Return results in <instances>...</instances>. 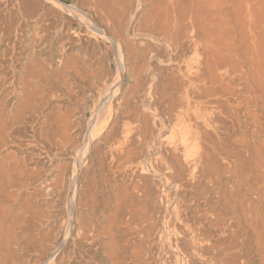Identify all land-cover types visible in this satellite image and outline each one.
Wrapping results in <instances>:
<instances>
[{
	"label": "bare ground",
	"instance_id": "bare-ground-1",
	"mask_svg": "<svg viewBox=\"0 0 264 264\" xmlns=\"http://www.w3.org/2000/svg\"><path fill=\"white\" fill-rule=\"evenodd\" d=\"M83 1L0 0V264H151L147 229L131 224L152 209L148 186L133 174L142 166L137 144L154 131L129 108L126 77L131 96L145 87L154 122L168 130L158 159L175 194L193 188V215L183 219L193 264H264V0ZM47 6L85 25L68 60L70 41L48 35ZM131 27L143 45L130 41ZM102 41L116 50L114 83L107 70L81 87L97 50L105 52ZM165 59L180 80L161 74ZM96 96L84 125V106ZM13 147L21 159L4 153ZM30 188L35 197L54 195L66 215L26 200ZM169 239L184 254L186 241Z\"/></svg>",
	"mask_w": 264,
	"mask_h": 264
},
{
	"label": "rangeland",
	"instance_id": "rangeland-1",
	"mask_svg": "<svg viewBox=\"0 0 264 264\" xmlns=\"http://www.w3.org/2000/svg\"><path fill=\"white\" fill-rule=\"evenodd\" d=\"M65 1H67L69 3H74V4L76 2V5L78 7L83 8V4H82V3H84L83 0H65ZM79 4H80V6H79ZM48 7L50 10L51 9L50 6H47V8ZM51 10L49 11L51 14L49 13V17H48L50 20L49 30H51V31H49L48 35H49V37H52V35L54 36V33L58 32L60 37L62 36V38L64 39V41L66 43H67V41L68 42L70 41L69 42L70 44L68 46H71V48L70 47H69L70 49L68 48L69 51H68V54L66 56V59L68 60L71 58L72 55H75L77 53L74 50V48L77 45L78 37H83V34L85 33L84 32L85 25L76 16L72 15L71 13L70 14L69 13H61L59 15L57 12H53L54 9H51ZM62 25H63V27H62ZM135 33L136 32L132 31V27H131L130 33H129L130 41H132L133 44L135 43V45H137L138 43H139L138 45H140V46L143 45L145 43L144 39L140 38ZM101 46H102L103 50L105 51L104 52L105 55L102 54L101 52H99V50H97V52H98L97 57L98 58L97 57L96 58H97L98 63L94 67L89 68L87 74H86V72L81 74L80 78H84V79H81L82 80V82H81L82 86L81 87H84V86H86V84L88 85L91 82V74L95 73L98 75H102L104 73L103 71L106 72L107 70H108V72H107V76L105 79H106L108 86H111L114 83V77H115V73L117 70L116 63L114 61L115 56H116L115 55L116 50L108 42L102 41ZM99 56H101V57L99 58ZM64 60H65V57H64ZM102 64H103V66H102ZM173 64H174L173 62L167 61L166 59L163 60V65H161L159 67L161 72H162L161 74L168 76V77L174 75L173 77H176V78H178V80H180V77H182V76H181V74H179L177 72L178 69H176V67H174L175 70L172 71L173 68H171V67ZM90 71H92L93 73ZM96 72H98V73H96ZM83 81H84V83H83ZM190 83H188V85H190ZM81 87L79 86V90L77 88H76V90L74 88L72 89V90H74L73 95L77 100L81 99L83 96L82 94L84 92V89L83 88L81 89ZM97 87H99V89L102 88V86H97ZM134 87H135V85L133 86V83L130 82V79L126 77L123 81L121 89H122V92L126 91L128 93V95H130L129 101H128L129 102V108L137 110V111L139 109L141 115L146 114L145 117H146V120L148 121V124H149V130L154 131V133L151 132L154 135H153L152 140L150 139V141L149 140H147L146 142L144 141L145 143L143 142V143L137 144L135 151H136V153L140 154L141 157L140 156L139 157L142 158V159L139 158L138 159L139 161H137V162L142 163L141 164L142 166L141 165L140 166L143 168L138 167V168L134 169L135 173L133 174L134 178L136 177L137 182L144 184L145 186H148V196H149L148 201H149V203L151 202L150 205H152L151 206L152 209L147 211V213L145 212L144 217H146L145 218L146 224H145V222L143 224H141V223H139L140 222L139 220H135L131 224V227H132V230L134 229V227H135V229L140 228L139 226L145 227L147 229V231L145 233H143L144 239H145L143 242V248L147 251V253H148L147 256L149 257L151 264H193V260L187 254L188 252L190 253L192 251L191 249H189L192 246L191 236L189 235L190 228H189L186 220H183L184 216L193 215V207L189 208L190 206H193V203L188 201V199L189 200L193 199V188L191 187L192 188V190H191L190 186L189 187L187 186L184 188V192L181 195L178 196L177 194H175L174 185L171 184L169 180H167V178H166V172L167 171H165L164 167H162V165L159 163L160 161L158 159L159 158L158 150H159V148H161V146L163 145L162 143L164 141V140H162V139H164L162 135L164 133H167L168 130L164 131V130L160 129V127L155 123V122H157V119L154 118V115L151 112V110H148L150 108H153V106L150 102L151 100L149 99V96H146V97L143 96L145 94V87H143L144 91L142 90L141 92H139L140 94L137 93V94H134V96H131V95H133L131 89ZM191 87H193L192 84H191ZM80 89H81V91H80ZM135 90H137V89H135ZM128 91L129 92L131 91L132 94L131 93L129 94ZM86 92L87 91H85V93ZM142 92H144V93L142 94ZM88 94H90V92H88ZM98 97L99 96H96L94 99L90 98L88 100V102L86 103V105L84 106V109L86 110V111L84 110V112L86 113L85 114L86 118L84 117V119H83L84 125H85V122H87V119L91 116V110L96 105ZM57 101H58L57 97H56V99H53L52 107L55 109H56L57 105H59ZM143 101H144V104H143ZM123 102H124V100H121L119 103H123ZM113 105H116V102H113ZM75 106H77L76 103L75 104L72 103L69 105V107L71 109L75 108ZM79 129H81V128H79ZM79 131L73 133V138L76 140V142L79 141L81 138V133ZM4 153H6V155L7 154H12V155L14 154V155H16V157L18 159L22 158V154L20 153V150L16 149V147L10 148L9 150L5 151ZM64 157L68 159L70 157V155H67ZM68 161H70V159L67 160V162ZM108 163L109 162L107 160L104 161V166L106 168L105 172H107L108 177L111 179L112 178L111 177V171H109V167H108L109 164ZM184 164L185 163H183V168H185V173L189 174L190 168H188ZM140 170H142V171H140ZM69 173H70L69 175H71V172H69ZM120 178H122V176H120L119 179ZM125 180L120 179L119 184L122 186H125L126 185ZM109 182H110V180L107 181V184H106L108 187H110ZM81 184H83V183H81ZM63 185H64L63 191L65 192L63 197L65 200H66V198L70 199L71 194H72V190H73V180L71 179L70 176L66 178ZM107 189H109V188H107ZM31 190H32V188H30V191H29V189H27L23 192L22 196L26 200L29 201L31 199L30 201H33V199H39L40 203H44L47 205V206H44V209H46L48 207L47 208L48 211L53 212V213L55 211L56 214H58L60 212L59 210H61L63 208L62 205H60L59 208L58 207L56 208L54 195L53 196H52V194L47 195V193H44L43 191H41V193L38 194L37 197H35L34 194L30 193ZM25 194H27V195H25ZM45 194L47 196H45ZM45 198L48 201H45L44 200ZM110 213H112V212H110ZM61 214H62L61 217H63L66 215V212L62 209ZM61 214H59V215H61ZM178 214H180L179 218H178ZM147 217H148V219H147ZM137 219H138V217H137ZM123 221H125V220H123ZM191 222L192 221H190L189 223H191ZM175 229H177L176 232L174 231ZM170 235L172 237H178L179 239H181V238L184 239V241H186L185 243L187 244V249H189V250L186 249V251L182 252L184 254L179 253L175 247L174 242L172 241L173 242L172 243L170 241V239H169ZM63 238L64 237L62 235L60 242H62ZM200 262L201 261L199 260V263H197V264H201Z\"/></svg>",
	"mask_w": 264,
	"mask_h": 264
}]
</instances>
